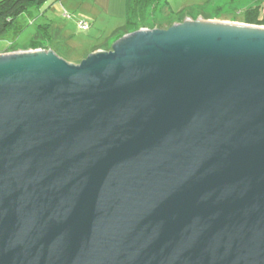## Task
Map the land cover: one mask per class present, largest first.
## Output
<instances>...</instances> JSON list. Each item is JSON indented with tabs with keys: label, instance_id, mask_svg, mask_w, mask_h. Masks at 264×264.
Instances as JSON below:
<instances>
[{
	"label": "water",
	"instance_id": "obj_1",
	"mask_svg": "<svg viewBox=\"0 0 264 264\" xmlns=\"http://www.w3.org/2000/svg\"><path fill=\"white\" fill-rule=\"evenodd\" d=\"M0 264H264V25L1 52Z\"/></svg>",
	"mask_w": 264,
	"mask_h": 264
},
{
	"label": "rangeland",
	"instance_id": "obj_2",
	"mask_svg": "<svg viewBox=\"0 0 264 264\" xmlns=\"http://www.w3.org/2000/svg\"><path fill=\"white\" fill-rule=\"evenodd\" d=\"M144 2V0H131L133 10H141ZM168 2L173 12H180L179 14L185 15L187 18L204 17L244 22L246 10L255 6L259 0H168ZM76 3L82 4L78 0H46L40 8L34 7L29 13L18 16L17 22L23 25V29L18 33L14 30L6 32L0 38V45L3 44L10 50L29 48L38 30V25L50 22L53 27L62 29V37L66 38L71 49L69 60L82 61L92 46L103 45L107 41L113 40V32L122 26L126 19L119 8H112L111 12L97 13V16L86 14L91 19V27L88 31H82L77 24L79 20L84 19L79 16L82 13V7ZM260 9L262 16L264 4ZM167 13L168 10L164 8V0H158V3L155 0H150L146 7V20L144 21L149 26L141 28H157L152 24L168 23L170 19L166 16Z\"/></svg>",
	"mask_w": 264,
	"mask_h": 264
},
{
	"label": "trees",
	"instance_id": "obj_3",
	"mask_svg": "<svg viewBox=\"0 0 264 264\" xmlns=\"http://www.w3.org/2000/svg\"><path fill=\"white\" fill-rule=\"evenodd\" d=\"M144 4L141 7V10H133L131 0L127 2V15L125 23L118 27L113 32V42H106L103 45H94L91 50L87 52L86 57L93 51L100 48H106L109 50L112 48V45L116 40L121 38L123 35L138 30L142 26H149L146 22V7L150 0H144ZM158 3V0H155ZM46 0H0V37L10 30H14L18 33L23 29V25L17 22L18 16L23 13H29L30 10L34 7H41ZM264 4V0H259V2L246 10L244 22L253 23V24H263L264 25V14L261 16V5ZM164 8L168 10L166 16L170 21L166 24H152L159 28H168L173 25L175 22H182L187 18L185 15L173 12L170 9L168 0H164ZM69 14V13H68ZM203 16V15H202ZM52 42L53 49L62 57L69 60L71 55L70 47L67 43L66 38L62 37V29L59 27H53L50 22L39 24L38 30L33 38L32 44L30 47L36 48L42 46L46 48V44ZM70 61V60H69ZM80 62V61H79Z\"/></svg>",
	"mask_w": 264,
	"mask_h": 264
},
{
	"label": "crops",
	"instance_id": "obj_4",
	"mask_svg": "<svg viewBox=\"0 0 264 264\" xmlns=\"http://www.w3.org/2000/svg\"><path fill=\"white\" fill-rule=\"evenodd\" d=\"M78 1H80L82 3V4H77L76 3V5H81V7H82V9H81L82 13H81V15H79V16H81L80 18H86V19H88L90 21L91 20V19H89L90 17L87 16L86 14L97 16L96 15L97 13H100V12H111L112 8H119L120 12L121 11L123 12V15H124V17L126 19L127 2H128V0H78ZM119 5H121V7H118ZM52 26H53V24H52ZM113 41H114V39L113 40H109L108 42H113ZM46 46H47L46 48H52L53 49L52 42H49L48 44H46ZM29 48H32V47H29ZM29 48H26V49H29ZM36 48H44V47L39 46V47H36ZM100 49H104V48H100ZM6 51H12V50H10L8 47H6L3 44H1L0 45V53L1 52H6ZM85 57H86V55L84 56V58ZM70 61H72V60H70ZM72 62H79V61H72Z\"/></svg>",
	"mask_w": 264,
	"mask_h": 264
},
{
	"label": "built area",
	"instance_id": "obj_5",
	"mask_svg": "<svg viewBox=\"0 0 264 264\" xmlns=\"http://www.w3.org/2000/svg\"><path fill=\"white\" fill-rule=\"evenodd\" d=\"M66 14L69 15L67 12ZM77 24L78 28L82 31H88L91 27V22L86 18L79 20Z\"/></svg>",
	"mask_w": 264,
	"mask_h": 264
}]
</instances>
